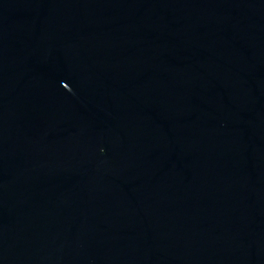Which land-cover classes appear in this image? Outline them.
Returning a JSON list of instances; mask_svg holds the SVG:
<instances>
[{"label": "water", "instance_id": "obj_1", "mask_svg": "<svg viewBox=\"0 0 264 264\" xmlns=\"http://www.w3.org/2000/svg\"><path fill=\"white\" fill-rule=\"evenodd\" d=\"M0 264H264V0H0Z\"/></svg>", "mask_w": 264, "mask_h": 264}]
</instances>
